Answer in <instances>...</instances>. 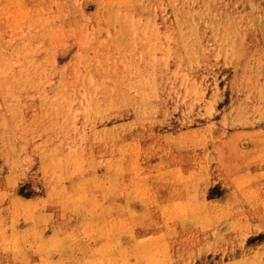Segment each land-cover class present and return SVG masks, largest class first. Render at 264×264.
Returning a JSON list of instances; mask_svg holds the SVG:
<instances>
[{
	"label": "rangeland",
	"instance_id": "1",
	"mask_svg": "<svg viewBox=\"0 0 264 264\" xmlns=\"http://www.w3.org/2000/svg\"><path fill=\"white\" fill-rule=\"evenodd\" d=\"M167 1L0 0V264H264V0Z\"/></svg>",
	"mask_w": 264,
	"mask_h": 264
},
{
	"label": "bare ground",
	"instance_id": "2",
	"mask_svg": "<svg viewBox=\"0 0 264 264\" xmlns=\"http://www.w3.org/2000/svg\"><path fill=\"white\" fill-rule=\"evenodd\" d=\"M175 0H168L167 4H172ZM202 7L198 10V16L195 17V15H193V13H190L189 17L186 19H177L178 22H185V25L187 26L186 28V37L188 36H192L194 34H192L193 30H192V25L194 24H198L200 22H211L210 24H212L213 26H215V24L218 22L219 17H220V13H219V7L217 6L216 3H218L219 0H202ZM223 0H221L222 2ZM176 3H178L177 7L180 8H185L186 5L184 1L178 2L177 0L175 1ZM46 7H52L54 5H56L58 3V0H46ZM58 7H59V15L57 16H51L48 14V12L51 13L50 8L48 10V12L43 13L44 9L39 6L38 7V11L35 14H31L30 16L27 17V24L31 27V28H40L42 26H44L45 24H47L48 20H59L61 17L68 18L70 17L72 14V12L68 11L64 5L62 3H58ZM74 13V12H73ZM52 18V19H51ZM196 20V21H195ZM234 23V20L232 19V22ZM25 24V23H24ZM26 24V25H27ZM233 26H238V23L233 24ZM232 30H230L229 32H232ZM34 37V36H33ZM36 38V36H35ZM5 44L9 47V43L6 40H0V70H6L9 68V66H12V60H10V56H9V51L7 46L2 45ZM14 54V52H12ZM21 57V56H20ZM23 58V57H22ZM22 63H20L21 68L28 65L29 62L31 63L30 60L23 58L21 59ZM29 78V77H28Z\"/></svg>",
	"mask_w": 264,
	"mask_h": 264
}]
</instances>
